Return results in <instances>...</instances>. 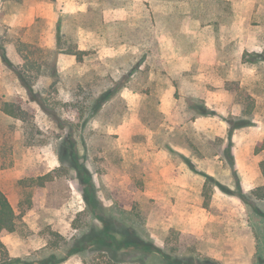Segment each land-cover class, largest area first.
<instances>
[{
    "label": "rangeland",
    "instance_id": "374dc122",
    "mask_svg": "<svg viewBox=\"0 0 264 264\" xmlns=\"http://www.w3.org/2000/svg\"><path fill=\"white\" fill-rule=\"evenodd\" d=\"M252 1L248 11L223 0H31L28 7L0 0V44L16 69L0 56V101L23 103L34 117L28 128L0 111V190L24 225L1 237L10 259L89 260L92 252L69 256V247L100 224L83 199L90 182L111 216L173 258L257 264L264 257V202L251 194L264 160L256 152L264 141V0ZM225 23L240 25L228 31L237 46L216 42ZM188 32L195 48L218 45L211 63L219 70L204 80L197 63L182 72L161 55L169 33L178 52L192 48ZM70 51L84 52L83 60ZM16 71L35 78L31 94ZM168 88L179 104L176 124L161 110ZM169 164L197 182L165 181L160 171ZM49 173L56 179L41 186ZM149 260L162 264L159 255Z\"/></svg>",
    "mask_w": 264,
    "mask_h": 264
},
{
    "label": "trees",
    "instance_id": "16d2710c",
    "mask_svg": "<svg viewBox=\"0 0 264 264\" xmlns=\"http://www.w3.org/2000/svg\"><path fill=\"white\" fill-rule=\"evenodd\" d=\"M69 55H75L80 61L83 60L84 52L74 53L70 51ZM264 53L259 55L261 61L264 62ZM0 56L3 64L11 70H14V65L8 58L7 51L3 45L0 44ZM32 69L37 68L40 71V67L31 64ZM16 70V69H15ZM18 70V69H17ZM57 72L56 70L54 71ZM17 78L22 85L26 88L29 94L33 92L35 78L26 75L22 71H16ZM54 73V74H55ZM53 74V76H54ZM54 78V77H53ZM37 79V78H36ZM109 93L103 97H100L93 105V112L100 110L102 105L107 102L110 97ZM201 114H205V108L201 107ZM0 111L3 115L10 117L14 120L21 121L26 127L33 126V115L29 107L23 103L15 101H0ZM264 151V141L258 144L256 152L260 153ZM75 158V157H74ZM61 162L63 165L76 168L74 159L68 161L67 157L61 156ZM262 184L252 191V196L261 202H264V161L259 164ZM56 179L54 173H49L45 176L39 177L38 182L41 186H44L47 182H52ZM83 199L86 204V209L93 215L94 219L98 221V224H93L84 233L77 237L69 247V256L84 254L87 251L92 252L94 255L85 260L83 264H127L131 261L134 264H152L149 260L153 255H159L162 258V264H221L213 259L205 258L198 259L195 257H183L173 258L163 252L156 246L153 241L145 240L141 233L134 226L123 224L120 220L116 219L110 212L103 206L97 195V190L90 182L83 190ZM256 210V209H255ZM110 213V214H109ZM256 214H260L256 212ZM138 225L142 226V220L138 221ZM23 223L16 213V210L10 202L8 196L0 190V257L1 262L4 264H62L66 262L67 257H57L55 254H51L40 260H21L10 259L7 246L1 240L4 234L18 233L22 228ZM68 256V257H69ZM257 264H264V257L261 256L258 259Z\"/></svg>",
    "mask_w": 264,
    "mask_h": 264
},
{
    "label": "crops",
    "instance_id": "0c3cea01",
    "mask_svg": "<svg viewBox=\"0 0 264 264\" xmlns=\"http://www.w3.org/2000/svg\"><path fill=\"white\" fill-rule=\"evenodd\" d=\"M223 1L225 2V5H227V2H230L232 5L245 7L248 9V11H252L256 5L255 2H253L252 0H223ZM30 3H31V0H24V4L27 5V7ZM260 7H262V6H260ZM30 9L33 10V13L35 12V9L33 7H31ZM112 11L109 12V14L113 15L111 17V20H115L117 13L115 10H112ZM31 19H32V17H31ZM33 20L34 19H32V21ZM189 26L190 25H185L184 29L189 30L190 29ZM235 28H237V29L240 28V25L239 24L228 25V23L220 25V27H219L220 39H219V41H216V42H219L220 47L226 48L227 46L232 45L234 42H235V46H237L238 40H239L236 37L237 35L236 34L232 35L231 33H229L231 29H235ZM197 39L198 38L196 37L195 33L193 34V33L188 32L187 33V42H189V44H191L192 48H189L186 52H183V51L178 52L176 49V44L173 43L174 39L172 38V34L171 33L165 34V35H163V38L160 40H162V42L165 43V45L167 46L166 47L167 50H166V48L165 49L161 48L162 49L161 55L162 56L170 55V57H172L174 60H176L177 63L180 65L182 72H189L191 70V68H193L194 66H196L198 64L200 67L199 68L200 73L198 75V78H202L200 80H204L206 73L213 72V71L218 72V70H219V67L215 68L216 67L215 62L211 63L212 61L217 60L216 53H217L218 45L214 41L213 44L212 43H204V45H202L201 49H198V48H195L196 47L195 43H196ZM203 42H205V41H203ZM164 43L162 46H165ZM173 44H174V46H173ZM168 48L171 50V51H169L171 53L168 52ZM215 55H216V57L214 60L212 58ZM206 56H210L211 60ZM207 61H209L210 63H207ZM222 64H227V63L224 62ZM179 94L181 95L180 99L183 98L182 96L186 95V93L183 91L182 88H180ZM177 107H179V104L177 102V99L175 98V89L168 88L163 94V98L161 101V110L163 112L167 111L168 112L167 116L169 117L168 120H171V122L175 123V124H176V116H175L173 111ZM199 120H201L202 122H206L207 119L201 118ZM199 130H202V129L199 128ZM262 161H264V160H262ZM176 171H178V172H176ZM173 174H175V176H173ZM160 175L163 177V179L165 181L170 182V183L172 182L173 184H177V186H179V187L183 186V185L189 186L190 184L192 185V184H195L197 182V178L195 177V175H193L191 172H188L182 168L176 167L174 164H169L167 166H164L160 171ZM185 221H187V220H185ZM8 235H11V234H8Z\"/></svg>",
    "mask_w": 264,
    "mask_h": 264
}]
</instances>
